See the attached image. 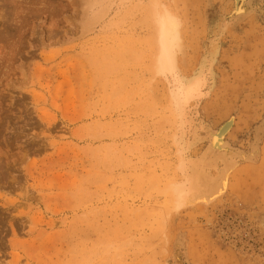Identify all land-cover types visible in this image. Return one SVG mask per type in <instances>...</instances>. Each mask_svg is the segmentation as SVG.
I'll return each mask as SVG.
<instances>
[{"label": "rangeland", "instance_id": "rangeland-1", "mask_svg": "<svg viewBox=\"0 0 264 264\" xmlns=\"http://www.w3.org/2000/svg\"><path fill=\"white\" fill-rule=\"evenodd\" d=\"M91 1L0 0V264H264V0H158L171 74L140 0Z\"/></svg>", "mask_w": 264, "mask_h": 264}, {"label": "bare ground", "instance_id": "bare-ground-1", "mask_svg": "<svg viewBox=\"0 0 264 264\" xmlns=\"http://www.w3.org/2000/svg\"><path fill=\"white\" fill-rule=\"evenodd\" d=\"M89 1V0H85ZM136 8H145L147 11V17L144 18V22L150 25L154 29L153 39L157 47L156 54V67L161 74H171L174 72V64L176 57V48L179 46V22L175 16H173L166 9L161 11L158 8V0H140ZM108 0H98L95 3L91 1L86 4V7L90 10L94 9L98 5L99 10L92 15L89 22L85 23L84 28L91 27V25L97 24L99 21L103 20L105 15H107L111 9L112 4L107 5ZM201 81L191 82L186 86L179 89L176 95V102L179 109L181 105L184 107L186 103L194 99L201 89ZM182 100V102H178ZM178 112V111H177ZM123 141V140H122ZM121 141V142H122ZM112 146L124 148V144H120L118 140L113 139ZM182 161V159L180 160ZM199 187L196 181L188 179V181L179 186H174L173 196L178 201H185L189 205L205 204L209 205L213 203L220 195L224 194L227 188V182H219L214 180L209 183L202 184Z\"/></svg>", "mask_w": 264, "mask_h": 264}]
</instances>
